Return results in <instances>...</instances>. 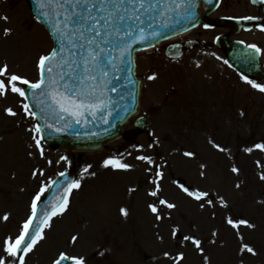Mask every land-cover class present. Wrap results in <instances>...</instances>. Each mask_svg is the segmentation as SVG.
I'll return each mask as SVG.
<instances>
[{"label":"rangeland","instance_id":"1","mask_svg":"<svg viewBox=\"0 0 264 264\" xmlns=\"http://www.w3.org/2000/svg\"><path fill=\"white\" fill-rule=\"evenodd\" d=\"M220 15L244 19L263 13L250 0H223L212 17ZM5 29H11L10 36H4ZM226 29L202 23L176 39L139 51V109L123 129L134 130L135 119L143 115L149 130L133 140L120 137L107 142L98 151H69L42 138L41 157L32 139L36 134L28 131L39 122L25 116L21 104L26 101L15 94L0 98V255L5 238L17 237L31 215L40 187L71 169L81 187L73 189L64 215L53 217L51 228H45V239L28 254L26 264H52L61 252L83 256L87 264H175L173 258L179 253L184 254L180 264H205V257L208 264H264V180L260 179L264 151L255 147L264 144V92L252 88L227 64L224 50L215 43V36ZM188 37L204 43L185 49L180 58L166 56L170 43ZM234 37L260 43L264 60V32L244 27ZM53 47L50 32L27 0H0V67L7 63L10 72L35 82L38 57ZM149 75L156 79L148 80ZM248 80L264 86V78ZM8 107L18 115H5ZM248 148L250 153L245 151ZM185 152L194 155L188 157ZM141 155L151 157L153 164L137 160ZM108 159H118L132 169L105 168ZM233 166L238 174L231 171ZM157 170L162 178L156 176ZM34 171L44 175L34 178ZM152 181L160 187L156 197L149 195L156 188ZM178 184L209 191L216 206L200 209L199 202L187 197ZM220 197L227 208L219 206ZM160 199L176 207L167 209ZM150 204L158 207L163 219L156 220ZM122 208L127 217L121 214ZM5 214L8 221L2 219ZM229 216L255 226H241L239 231L256 256L240 254L237 232L226 223ZM173 228L180 230L175 239ZM74 235L76 244L70 243ZM184 235L203 242V255L182 241Z\"/></svg>","mask_w":264,"mask_h":264},{"label":"snow or ice","instance_id":"2","mask_svg":"<svg viewBox=\"0 0 264 264\" xmlns=\"http://www.w3.org/2000/svg\"><path fill=\"white\" fill-rule=\"evenodd\" d=\"M255 2V0H253ZM40 15L44 17L50 28V34L54 41L58 44L54 46L48 53L40 55L36 62V70L38 79L35 82L30 81L26 77L12 73L9 66L5 63L0 67V98H6L9 94H15L22 101H28L29 96L26 88L31 90L32 98L34 99V107L38 111H33L29 103L23 102L21 108L26 117L33 120L46 121L44 127L53 128V123H47L52 119L55 124L63 123V127H71L74 122L80 124L87 115L95 116L97 111H102L107 106L105 99V89L111 83L108 79L109 72L116 69L114 63L116 57L110 54L113 48H119L120 55L127 54L132 46L136 43H144L148 36L145 35V30L141 25L144 21L141 19V10L144 12L152 10V5L147 3V0H37ZM181 5L177 4L176 8ZM163 14V13H161ZM7 22V17H3ZM244 19H255V17H245ZM151 27V25H149ZM260 31L264 32V27ZM11 29L4 30V36H10ZM159 35L156 32L151 33V37ZM254 49L256 53H260L261 49L256 45H248ZM148 80H155L156 76L149 75ZM246 83L252 88L264 92V86L242 77ZM116 91L115 88L111 89ZM5 115L16 117L18 113L11 107L6 108ZM107 123V120L104 121ZM57 132L62 128H55ZM28 131L35 133L32 139L35 148L43 157V148L41 146V124L36 123ZM211 143V141H210ZM31 147V145H30ZM213 147L224 152L225 149L213 143ZM256 148L264 151V144H257ZM251 152L252 149H245ZM31 155V153H29ZM185 156L191 157L194 154L185 152ZM66 159V157H62ZM137 160L145 162L148 165L153 164L151 157L137 156ZM51 164V161H49ZM105 168H113L115 170L130 171L132 166L118 159H108L104 161ZM257 166L261 167L260 162ZM203 168V165H201ZM150 170V169H149ZM88 169H85L87 172ZM233 173H239V169L235 166L231 168ZM35 178L37 175L43 176V172L34 171L32 173ZM59 175L65 176L61 172ZM95 175V173H92ZM203 176V172H201ZM157 177H163V173L156 171ZM260 179L264 180V173L260 174ZM50 183H55L52 181ZM156 184L155 190L149 195L156 197L160 192V187L157 181H152ZM50 185H42L39 192L35 195L31 203V215L21 225L19 235L14 239L7 237L3 241L2 252L0 255V264H26V257L34 248L45 239V228H51L53 217L62 216L68 210L69 197L73 189H79L81 183L79 180H71L67 182L63 194L57 202L51 206V211H46L41 215L40 223L33 229L34 221L37 218L38 202L41 196L48 190ZM181 191L189 198L199 202L200 209L206 206L213 208L216 203L211 198L209 191L190 190L183 184L177 185ZM236 187H240L239 184ZM134 191V189H130ZM219 206L227 208L228 204L220 197ZM159 204L167 209H174L175 204L164 199L159 200ZM149 208L155 214L156 220H161L160 210L154 204H150ZM121 214L127 217L126 209H121ZM170 218V217H169ZM2 219L9 220V216L5 214ZM226 223L232 229H235L237 236L241 241L240 254L249 253L256 256L257 252L252 246L243 242V235L240 233L241 226L249 229L255 226L244 219L233 220L230 216L226 217ZM178 228L172 229V237L175 239L179 233ZM216 232L212 233L215 237ZM162 239V238H161ZM77 236H72L70 243L76 244ZM183 242H188L203 255L204 249L202 241L191 235L182 236ZM215 243V240L210 241ZM101 256L103 252L99 253ZM167 256L168 253H165ZM175 264H180L184 259V254L179 253L173 258ZM71 261V264H87L86 258L83 256H69L61 252L53 261V264H62L63 261ZM205 264H208L205 257Z\"/></svg>","mask_w":264,"mask_h":264},{"label":"water","instance_id":"3","mask_svg":"<svg viewBox=\"0 0 264 264\" xmlns=\"http://www.w3.org/2000/svg\"><path fill=\"white\" fill-rule=\"evenodd\" d=\"M218 2L219 0H147V3L153 6L152 10L147 12L141 10L140 14L141 19L144 21L141 27L144 28L145 35L149 39L144 43L134 44L124 56L120 55L119 48H113L110 55L116 57L114 63L117 67L109 72L108 79L111 83L105 89L107 106L102 111H97L95 116L87 115L80 124L73 122L71 127H63L64 122L55 124L52 119H49L47 123H53L54 127L46 128L44 127L46 121L41 120V130L45 140L52 144H60L63 147L93 149L99 148L108 139L118 136L121 125L136 111L138 105L140 81L135 75V51L142 47L154 45L164 38L189 29L202 20L211 25L231 24L233 26L234 19L221 18L218 21H212L207 18ZM177 4L181 6L176 8ZM32 7L40 15L34 2ZM43 20L46 22L45 19ZM152 32L159 35L151 37ZM217 42L225 48L228 62L241 73L255 75L259 72V55L252 48L238 41H228L226 35L218 37ZM167 54L179 56L181 51L176 46H170ZM112 88H115L116 91H112ZM30 95L32 97L31 90ZM35 110L38 111L36 108ZM105 120H107V123L104 122ZM135 124L140 130L147 129L146 119L143 117L138 119ZM57 127L62 128V130L57 132L55 130ZM129 135L132 134H125L126 137ZM65 174V176L60 175L48 196L38 206L33 229L40 223L41 215L46 211H51V206L63 194L67 182L73 180L72 175ZM62 264H71V261H63Z\"/></svg>","mask_w":264,"mask_h":264}]
</instances>
